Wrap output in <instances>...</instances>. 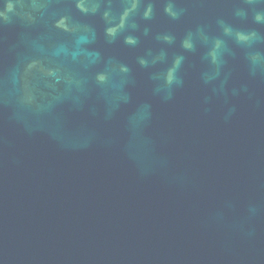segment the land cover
I'll return each mask as SVG.
<instances>
[{
	"label": "water",
	"instance_id": "95a60500",
	"mask_svg": "<svg viewBox=\"0 0 264 264\" xmlns=\"http://www.w3.org/2000/svg\"><path fill=\"white\" fill-rule=\"evenodd\" d=\"M0 264H264V0H0Z\"/></svg>",
	"mask_w": 264,
	"mask_h": 264
},
{
	"label": "clouds",
	"instance_id": "9594fccd",
	"mask_svg": "<svg viewBox=\"0 0 264 264\" xmlns=\"http://www.w3.org/2000/svg\"><path fill=\"white\" fill-rule=\"evenodd\" d=\"M151 10H152V8H151V6H149L148 10L144 13L145 17H149V15H150V13H151ZM165 11H166V12H169L173 17H175V13H171V8H170V6L167 7V8H165ZM110 31H111V30H110ZM130 42H131V41H130ZM184 46H185L186 48H191V45H190L187 41L185 42ZM177 63H178V62H177ZM171 80H172V75H171V73H169L168 81L171 82Z\"/></svg>",
	"mask_w": 264,
	"mask_h": 264
}]
</instances>
